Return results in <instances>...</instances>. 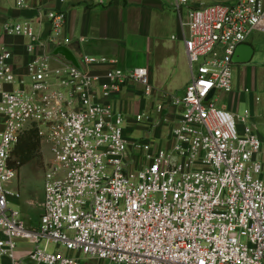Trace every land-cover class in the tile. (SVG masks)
<instances>
[{"label":"built area","instance_id":"built-area-1","mask_svg":"<svg viewBox=\"0 0 264 264\" xmlns=\"http://www.w3.org/2000/svg\"><path fill=\"white\" fill-rule=\"evenodd\" d=\"M172 2L191 80L183 96L156 104L158 119L135 116L149 121L140 140L109 100L128 83L153 96L146 67L124 70L116 58L87 54L79 66L58 59L50 48L69 42L61 11L38 9L39 32L29 21L5 23L6 35L28 38L31 57L20 73L12 50L0 52V264H90L81 255L109 264H264V141L248 111L240 125L216 99L233 91L238 45L264 32V0L189 8L186 19L190 0ZM33 126L52 157L39 223L30 227L9 208L21 196L10 188L19 174L10 159ZM20 240L29 244L22 259Z\"/></svg>","mask_w":264,"mask_h":264},{"label":"crops","instance_id":"crops-1","mask_svg":"<svg viewBox=\"0 0 264 264\" xmlns=\"http://www.w3.org/2000/svg\"><path fill=\"white\" fill-rule=\"evenodd\" d=\"M25 1L26 6H18L16 0H0V52L3 45L12 50L14 53L12 61L20 73L25 72V65L31 57L25 48L28 38L6 35L5 23L29 21L39 32L41 29L36 23L38 9L43 12L61 11L66 17L62 40L69 41L65 46L71 48L77 60L85 54L105 56L118 59L117 65L124 70L140 66L148 69L150 82L156 90L153 96H145L142 86L128 83L109 100L126 116L128 111L136 105L138 108L136 115L146 113L156 120L158 119L156 104L168 103L167 96L185 94L191 80V67L185 46V32L172 0ZM235 1L190 0L189 7L183 10V18H187L189 8L231 4ZM47 23L49 22L44 21L42 35ZM77 42L78 45L75 44ZM56 48H50L52 54ZM263 54L264 32H253L236 48L232 73L236 70L241 76L248 74L251 78L255 72L257 77L259 71L264 72ZM54 65H56L55 62ZM108 67V65L98 66L95 67V71L103 74ZM5 87L14 88L9 84H5ZM221 93L225 92L219 94ZM233 97L236 105L239 97L235 94ZM257 97L251 100V110L247 111L254 116L257 115L258 122L264 127V102L260 108L258 104L262 102V99L259 97L257 101ZM233 105L222 103L218 106L235 113ZM148 126L149 124L143 126L144 132ZM164 131L166 130L163 127ZM260 137L264 141V137ZM18 245L17 255L19 259H22L28 252L29 244L20 240ZM21 264L32 263L25 259Z\"/></svg>","mask_w":264,"mask_h":264},{"label":"rangeland","instance_id":"rangeland-1","mask_svg":"<svg viewBox=\"0 0 264 264\" xmlns=\"http://www.w3.org/2000/svg\"><path fill=\"white\" fill-rule=\"evenodd\" d=\"M229 1L231 2L232 0ZM233 82V92L228 94H219L216 98L218 101L217 105L222 103H226L228 105L234 104L235 115L238 117L237 122L240 124L241 118L246 116V111L251 110L250 104L253 98L259 96L262 99V102L258 104V106L260 108L262 107V103L264 102V72L259 71L257 73V77L254 72L252 77L249 78L248 74L246 76L245 74H242L241 76V74L234 70ZM234 94L239 97L236 105L233 97ZM129 111L127 113V117L130 120L126 122V126L128 127V136L131 140H140L145 136L143 126L148 125L149 121L135 123L134 118L138 111L136 105H134ZM157 115L159 114L157 113ZM257 117V115L254 116L253 113H250L247 124L250 125L257 134L264 137V127L258 122ZM164 129L166 131H164L162 139L157 141L159 144L165 142L170 126H164ZM51 157L49 146L45 143H41V157L24 165L19 170L17 178L10 185V188L18 191L21 196L18 199H12L9 204V208L19 210L22 219L30 227L37 225L39 221V215L42 209L41 204L44 199V175L45 171L49 167ZM80 257L82 262L90 264H109L107 261L87 259L83 255Z\"/></svg>","mask_w":264,"mask_h":264},{"label":"trees","instance_id":"trees-1","mask_svg":"<svg viewBox=\"0 0 264 264\" xmlns=\"http://www.w3.org/2000/svg\"><path fill=\"white\" fill-rule=\"evenodd\" d=\"M41 137L37 127H28L11 152L10 166L18 171L26 164L41 157Z\"/></svg>","mask_w":264,"mask_h":264},{"label":"water","instance_id":"water-1","mask_svg":"<svg viewBox=\"0 0 264 264\" xmlns=\"http://www.w3.org/2000/svg\"><path fill=\"white\" fill-rule=\"evenodd\" d=\"M50 30H51V26L49 23H47L45 26L44 32H43V38H46L49 35ZM75 44L78 45L79 43L77 42ZM53 55L59 56V57L63 58L64 60L71 62L72 64H74L76 66H79V62H78L74 52L68 46H65V45L58 46L53 51Z\"/></svg>","mask_w":264,"mask_h":264}]
</instances>
